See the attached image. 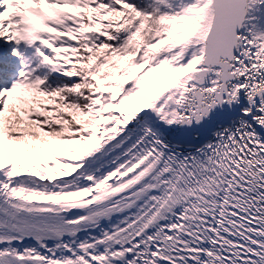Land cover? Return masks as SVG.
Returning a JSON list of instances; mask_svg holds the SVG:
<instances>
[{
    "label": "snow or ice",
    "instance_id": "snow-or-ice-1",
    "mask_svg": "<svg viewBox=\"0 0 264 264\" xmlns=\"http://www.w3.org/2000/svg\"><path fill=\"white\" fill-rule=\"evenodd\" d=\"M0 264H264V0H0Z\"/></svg>",
    "mask_w": 264,
    "mask_h": 264
}]
</instances>
